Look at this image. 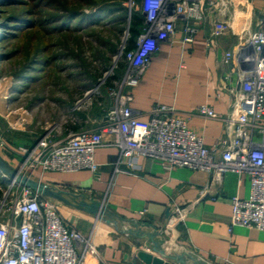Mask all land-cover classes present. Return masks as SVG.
Masks as SVG:
<instances>
[{"label":"crops","instance_id":"obj_1","mask_svg":"<svg viewBox=\"0 0 264 264\" xmlns=\"http://www.w3.org/2000/svg\"><path fill=\"white\" fill-rule=\"evenodd\" d=\"M211 1L215 8L204 4L205 19L194 42L182 43L184 23L179 22L175 39L161 44L137 86L124 91L131 94L130 107L144 121L152 118L158 105L174 107L209 149L227 137L226 118L240 82V67L235 60L224 63L223 57L234 49L243 27L264 32V0H228L230 7L222 0ZM218 21L229 29L218 26ZM107 93L103 109L96 106L87 111L92 106L87 104L86 110H74L63 137L98 129L105 109L114 103ZM203 105L221 119L200 115L198 108ZM21 131L0 128V158L12 171L24 161L21 148L37 144ZM118 157L117 149L103 147L95 153L99 166L95 174L35 175L65 199L47 197L63 223L94 245L97 254L87 255L86 264H146L141 252L172 264H264V231L231 226L232 199L250 196L247 175L227 172L218 178L201 170L168 168L143 157L135 161L136 170L124 167L128 172H117ZM3 174L0 170L6 188L9 181L1 179ZM83 202L98 205L97 212L81 208ZM174 209L184 211L183 220Z\"/></svg>","mask_w":264,"mask_h":264},{"label":"built area","instance_id":"obj_2","mask_svg":"<svg viewBox=\"0 0 264 264\" xmlns=\"http://www.w3.org/2000/svg\"><path fill=\"white\" fill-rule=\"evenodd\" d=\"M207 2L215 8L211 0H142L145 28L133 50L125 52L123 47L115 57V63L124 61L127 68L119 87L109 91L114 103L105 109L99 128L59 140L46 133L32 149L21 148L25 158L16 169L18 175L41 184L36 174H95L99 167L95 153L103 147L118 150L117 172L125 171L124 167L136 170L135 161L143 157L168 168L201 170L218 178L227 172L245 174L250 180V196L232 199L231 226L264 231V32L243 27L238 43L223 57L224 63L235 60L240 67V82L226 118L227 137L212 149L189 129L187 118L174 107L158 105L152 118L144 121L130 107L131 94L124 92L137 86L161 44L175 39L179 22L184 23L182 43L194 42ZM222 2L231 6L228 0ZM134 5L130 0L129 9ZM250 9L251 3L246 7L247 12ZM217 25L230 27L223 21ZM198 113L221 119L206 105L199 107ZM9 178L6 174L1 177L9 181L6 188L0 182V264H86L87 255L97 254L89 238L63 223L54 203ZM173 211L179 220L184 219V211Z\"/></svg>","mask_w":264,"mask_h":264},{"label":"rangeland","instance_id":"obj_3","mask_svg":"<svg viewBox=\"0 0 264 264\" xmlns=\"http://www.w3.org/2000/svg\"><path fill=\"white\" fill-rule=\"evenodd\" d=\"M134 1L133 10L139 11L142 0ZM129 3L124 1L127 19L103 18L57 37L59 43L54 39L56 52H63L60 61L43 75L32 73L26 84L13 75L23 63V56L0 63V128L22 129L35 140L54 131L52 136L59 140L65 138L62 134L75 116L74 110H86L84 106L90 101L92 106L87 111L96 106L97 110L103 109L109 91L106 86L124 63H115V57L128 38L132 11Z\"/></svg>","mask_w":264,"mask_h":264},{"label":"trees","instance_id":"obj_4","mask_svg":"<svg viewBox=\"0 0 264 264\" xmlns=\"http://www.w3.org/2000/svg\"><path fill=\"white\" fill-rule=\"evenodd\" d=\"M124 1L0 0V63L23 56V63L13 75L26 84L32 73L43 75L60 61L63 52H56V45L54 47L52 43L54 39L76 31L82 24L97 23L103 18L127 19L128 9ZM144 28L145 19L141 11L132 9L125 52L135 48L136 39ZM56 40L59 43V39ZM126 68L124 62L106 86L107 90L118 88L116 86L122 81Z\"/></svg>","mask_w":264,"mask_h":264},{"label":"water","instance_id":"obj_5","mask_svg":"<svg viewBox=\"0 0 264 264\" xmlns=\"http://www.w3.org/2000/svg\"><path fill=\"white\" fill-rule=\"evenodd\" d=\"M0 170L4 174L10 176L11 178H16L17 181L19 183H21L23 186H26L27 188L41 194L42 196L56 198L57 200H60V201H65V199L62 197L61 193L55 192L54 190H51L49 187H47L43 184H40L34 180H29L27 178H24V177L18 175L16 170H14V171L9 170L1 158H0ZM79 205L81 206V208H83L89 212H94V213H96L98 208H99L98 205L90 206L89 204H87L85 202L80 203ZM93 209H95V210H93ZM139 257L146 264H172V263L167 262L158 256H153V255L146 253V252H141L139 254Z\"/></svg>","mask_w":264,"mask_h":264}]
</instances>
